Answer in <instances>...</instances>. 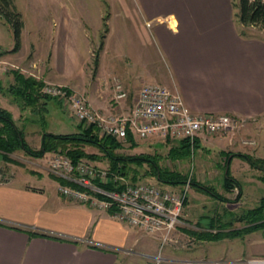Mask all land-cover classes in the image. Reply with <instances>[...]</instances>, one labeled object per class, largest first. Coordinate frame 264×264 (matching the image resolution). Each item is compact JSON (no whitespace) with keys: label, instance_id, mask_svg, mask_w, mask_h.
Listing matches in <instances>:
<instances>
[{"label":"crops","instance_id":"obj_1","mask_svg":"<svg viewBox=\"0 0 264 264\" xmlns=\"http://www.w3.org/2000/svg\"><path fill=\"white\" fill-rule=\"evenodd\" d=\"M65 1L58 0L59 4L65 6L64 13L55 12L47 18L42 15L36 21L40 24H35L31 32L35 53L46 52L51 55L48 68L54 70V74L48 79L32 75L43 86L60 85L80 93L94 110L103 115L131 116L137 98L128 95L126 99L116 101L115 84L113 88L107 77H112L114 82L124 80L130 87V81H144L148 75H122L121 71L133 68L131 64L136 58L132 53H125V46L130 49L134 47L135 52L140 51L146 67L151 62L150 49H153L155 60L162 69L160 83L179 93L194 113L228 114L245 120L247 129L249 126L255 129L256 126L258 153L255 156L264 159V139L261 140L264 130V41L248 40L239 35L240 26L235 20L231 0H120V17L127 28L128 44L126 36L117 43H111L113 31L102 35L101 42L98 35L93 38L90 27L85 24L89 21L88 17L75 14L74 9L69 8L73 4L70 5L69 0ZM14 3L16 5V0ZM100 5L104 10L101 13L98 10L96 20L105 21L106 0H102ZM153 22L156 24L153 25ZM25 46L22 34V48L13 53L16 56L13 61H21L18 67L14 65L15 71H19L17 69L22 65V60L17 56L24 51ZM96 46L97 54L91 59L90 54L95 52ZM13 49L0 50L1 53H7L0 57V63L5 62V57H9ZM81 54L85 55L89 68L92 64L97 68L95 76L90 80L78 76L69 80L64 78V69L74 71L80 68L75 62L83 59ZM39 63L41 59L40 62L35 59L28 66L41 68ZM108 70V74H103V71ZM15 85L17 82L14 77L7 87L0 79V109L12 115L16 127L23 131L25 141L29 133L34 135L38 132V141L35 143L37 149H41L43 134H53L49 125L54 124L56 119L69 132L53 135H70L78 131L81 124L76 123L71 109L65 107L61 100L42 98L45 96L40 90L41 99L28 100L34 104L26 106L10 92V88ZM26 114L21 126L20 120ZM38 117L42 118L43 123H47L46 117L50 119L46 128L41 127ZM73 119L76 120L75 125ZM237 138L234 141L224 137H199L195 148L199 150L207 143L218 149L238 150L237 145L245 140L243 137ZM19 152L28 155L23 150ZM221 153L223 155V151ZM49 155L52 154H47L44 159H34L36 162L33 165L37 170L18 174L17 170L9 166L12 161L9 155L0 152V264H120L119 255L128 256L122 250L151 256L157 255L161 247L165 246L159 238L144 235L112 219L108 212L74 203L62 196L58 191L60 183L57 178L51 173L50 167L46 168L42 164ZM231 159L232 156L228 163L233 164ZM8 170L14 174L4 178ZM257 189L260 190V187ZM181 225H187L185 215ZM206 233L203 229L198 231V236ZM227 256L230 258L221 256L220 260L240 262L250 258L264 259V249H255L251 256L246 251L236 257L231 252ZM165 257L182 259L170 255Z\"/></svg>","mask_w":264,"mask_h":264},{"label":"rangeland","instance_id":"obj_2","mask_svg":"<svg viewBox=\"0 0 264 264\" xmlns=\"http://www.w3.org/2000/svg\"><path fill=\"white\" fill-rule=\"evenodd\" d=\"M101 1L102 0H72L70 2L69 0V4H73V7L69 8L74 9L75 14H83L85 15V17H88L89 21L85 22V24L90 27L89 30L93 38L98 35L99 42H101L102 35H108L110 31H113L114 36L110 38L111 43H117L121 38H124V36H126V44H128V41H130V39L125 30L127 28L126 26L124 27V24L121 22L120 17V0H106L104 15L105 21H98L96 20L98 10H100L101 13V10L103 9L102 5L98 6L99 4H101ZM64 2L66 1L64 0ZM15 6L17 8V11L21 14L22 20L25 25L22 34L24 36V43L26 45L24 51L19 56H17L18 59L20 58L22 60V65H20V69L17 70L21 71L22 74L28 77H33L32 75H35L40 78L44 77L48 79L50 75L54 74V70H50L48 68V64L51 61V55L47 54L46 52L42 54L35 53L33 49L34 39L31 36V32L33 31V28H35V24H40L36 21L42 15L43 17L47 18L55 12L64 13L63 11L65 9V6L59 4L58 0H16ZM116 20L118 21V23H116ZM45 24H47V22H45ZM152 24L154 25L156 24V22H153ZM98 30L99 33L97 34ZM145 31L148 30L145 28ZM251 31L252 34L250 33V35H254L260 40L264 41V31L258 29H253ZM0 46L4 50H11V48H14L15 46L12 26L9 22L6 21H0ZM125 47V53L127 55H129V53H132V55H135L136 58L135 61L133 59V62L131 64L133 68L129 69L126 72L121 71L122 75L141 73L142 75L148 76L144 81L143 79H140L142 81L138 80V83H133L132 81H130V87L126 82H124L123 79V81L118 79V81L114 82V79H112V77H107L106 75V77L109 78L112 82V87L114 88V84L116 86V84L119 83L127 93V97L128 95H132V97L135 96L136 98H138L141 89L145 85H163L162 83H160L162 69L160 67V64H158L155 60L156 53L154 52V50L150 49L152 50V52L150 51L151 62L149 63V66L146 67L145 59L142 57V53L140 51L135 52L134 47H132L131 49L129 46ZM95 48V52L90 54L91 59H94L92 58V56L97 54L96 51L98 50V46H96ZM3 49L0 48L2 52L4 51ZM128 49H130V52ZM80 56H83V59H78L75 62V64L79 65L80 68L74 71L64 69V78L69 80L78 76L81 79L90 80L92 76H95L97 68H95L93 64L90 65L89 68L88 65H86L87 61L85 60V55L81 54ZM5 58V62L0 63V79L5 87H7L8 82L12 81L13 79L11 72L16 69L14 68V65L18 67V64H20L19 62L21 61L14 62L13 60L16 59V56L15 54L13 55V53H10L9 57ZM39 58L41 59V63H39L41 68L34 69L28 66L32 65V61L35 59L40 62ZM89 63H91L90 59ZM109 72V70L103 71V74H108ZM59 75L61 76V74ZM25 117H27V114L21 118V126L24 123L23 119ZM38 118L40 120L41 127L43 126L44 128H46V125H48L47 123H50V119L48 117H46L45 119L47 123H43L42 118ZM57 122L58 119H56L54 123L56 125H49L50 132L53 134H67V132H69L68 129L62 127V122L60 120L58 123ZM72 122H74L75 125L76 120L73 119ZM55 126L57 127V129H54ZM246 126L241 131L231 136L217 135L213 136V138L224 137L234 139L235 141V138L238 139L237 137H243L244 140L254 139L255 141L258 136L256 126L254 127L255 129L250 128V126L247 129ZM28 130L30 131V129ZM96 132L98 136L108 138V136L99 133L97 129ZM262 132V134L264 135V130ZM28 135L32 138L28 136V140L26 139L27 145L34 151L41 150L37 149V144L35 143V141H38V132L34 135H31L30 133ZM263 135H261V140L264 139ZM133 139L134 141L132 143L116 139L118 142L122 143V149L120 151H117L116 153L125 157L149 156L150 158L155 159L156 162H158L160 168H162L163 170H169V172H178L186 176L187 182L185 184L190 182L189 195L184 211L187 225L179 226L178 229L171 235V240L167 244H165L164 247H161L159 251L162 255H170L182 259L191 258V260L219 261L221 256L230 258L229 256H227L230 252L232 253L233 257H236L235 255L240 254V252L242 251H246V253L250 254L251 256V254L254 253L255 249H264L263 232L257 231L249 233L247 231V229L251 226L249 224L250 222L247 216L253 210L260 207L264 202V183L262 182V179L264 178V172L253 168L248 162H246V160L238 159L237 157V159L234 160L233 158L234 163H230L228 169L230 173L229 178L232 180L233 187L228 189L226 186V176L228 172H226V167L228 164L226 154H248L247 152H249L252 154L248 155L256 157L255 155L258 153V145L245 146L242 142H240L242 146H240L239 144L237 145L238 150H234L222 147L218 149L216 147L210 146V144L204 143L203 148L199 150L197 148H194V150L190 149V153L187 158L174 159L171 154L173 153V150L177 152H181L183 150L181 145L183 140L165 141L159 138L144 140L138 137H133ZM234 141L232 142V144L235 145ZM243 150L244 152L246 151V153H244ZM85 151L90 155H98L99 159L98 161H84L97 168L110 169L109 161L106 160L104 155L100 153L98 149L87 146L85 148ZM221 151H223V155L222 153L220 155ZM51 154L52 155H49L48 158H46L45 161L42 162V164L46 168L50 167V159L54 156L53 153ZM8 157L12 159V161H10L11 165L9 166L12 169L17 170L18 174L30 173L32 169L37 170L35 165H33L36 160H34L35 158L30 155L20 154L19 151H16ZM45 157L41 159H44ZM224 157H226V159H224ZM130 167L132 168L133 172L129 173L127 177L121 176L124 178V182L126 184L132 185L145 183L153 184L166 189H180L185 185L183 184L177 187L163 185L158 182V179L156 177L150 175L149 167H137L135 165H130ZM11 174L14 173L10 171L7 172L4 175V178L11 177ZM59 181L60 180H58V182ZM257 187H260V190H258ZM208 191L212 192V194H210ZM203 229L205 232L207 231V233L212 234H216L222 231L226 234L238 232L240 235L239 237H230L218 241L217 239L209 240L198 236V231L201 232V230ZM215 229H217L218 231L215 232ZM168 248L170 251H168ZM119 256L120 264H157L152 259H147L137 255ZM245 259H248V257ZM255 260L264 259H248V261L251 262ZM245 261L242 262L245 263Z\"/></svg>","mask_w":264,"mask_h":264},{"label":"built area","instance_id":"obj_3","mask_svg":"<svg viewBox=\"0 0 264 264\" xmlns=\"http://www.w3.org/2000/svg\"><path fill=\"white\" fill-rule=\"evenodd\" d=\"M159 23H161L159 21ZM45 97L59 99L72 111V116L86 127L93 126L102 135L127 141L129 132L133 137L163 140H189L194 150L196 139L204 136H231L246 126V121L226 114H197L183 97L164 85H145L136 99L131 116L103 115L94 110L82 94L54 84L41 89ZM127 98L119 83L115 86V100ZM245 146H255V141H243ZM51 173L80 188L58 185L59 193L68 200L92 209L108 212L112 219L127 224L144 235L157 237L162 245L171 240L184 217L190 182L180 189H166L153 184H126L124 178L110 169L92 166L86 161L74 164L65 154L55 153L49 162ZM123 182V183H122ZM109 183H118L114 191L104 189ZM127 255L152 259L157 264H264V260L231 262L227 260L175 259L146 255L133 250Z\"/></svg>","mask_w":264,"mask_h":264},{"label":"trees","instance_id":"obj_4","mask_svg":"<svg viewBox=\"0 0 264 264\" xmlns=\"http://www.w3.org/2000/svg\"><path fill=\"white\" fill-rule=\"evenodd\" d=\"M234 8V17L239 24V35L244 39H259L252 34L253 29H258L264 31V0H231ZM0 21L9 22L12 26L13 35L15 39V46L11 53H17L22 48V31L24 29V22L22 20L21 14L17 11L14 0H0ZM7 54L6 52L1 53L0 57ZM17 85L10 88V92L15 95V97L20 99L26 104V106H32L34 102H29L28 100H40V90L43 84L38 82L33 77H27L19 71L13 70L11 72ZM29 98V99H28ZM46 98L47 97H42ZM49 99V98H48ZM51 99V98H50ZM0 122L3 124V128L0 129V152L11 155L16 151L23 150L28 155L34 158H43L47 154L60 153L68 156L74 164H77L83 160L98 161L99 156L96 154H88L85 148L93 147L96 148L104 155L106 160L110 163V170L120 176L127 177L129 173H132V168L130 165H135L137 167L147 166L150 169V175L158 179V182L163 185H168L172 187H177L183 185L187 182V177L178 172H169V170H163L160 168L158 162L149 156L140 157H125L117 154V151L122 149V143L118 142L116 139L108 137L103 138L97 135L96 128L93 126L86 127L81 124L78 131L70 135H53L44 133L42 148L39 151L32 150L25 141V135L23 131H20L15 123L13 122L12 115L0 109ZM134 141L132 134L129 132L127 142L132 143ZM167 141H170L169 139ZM182 151L177 152L173 150L171 154L174 159L176 158H187L190 153L191 145L189 140H183ZM238 157L240 159L246 160L253 168L264 172V159H259L248 154L238 153V154H228L229 157ZM230 163L227 164V171L229 169ZM229 171L226 176V186L228 189L232 188V180L229 178ZM61 184L71 186L79 189L80 187L72 184L66 180L58 179ZM264 183V178L262 179ZM119 187V184L109 183L104 187L107 191H114ZM122 189V187H119ZM210 194L212 192L208 191ZM215 196V195H214ZM249 224L251 225L247 231L249 233L262 231L264 235V202L257 209L253 210L247 216ZM1 225V224H0ZM19 230V229H15ZM238 232H232L226 234L218 232L216 234L207 233L201 237L204 239H217L222 240L230 237H239ZM31 236H40L43 238H58L31 234Z\"/></svg>","mask_w":264,"mask_h":264}]
</instances>
